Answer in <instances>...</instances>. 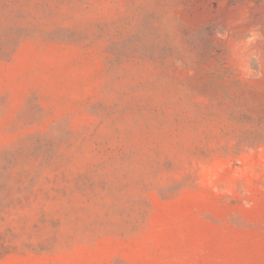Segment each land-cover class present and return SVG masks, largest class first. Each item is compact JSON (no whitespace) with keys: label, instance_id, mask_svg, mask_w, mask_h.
<instances>
[{"label":"rangeland","instance_id":"374dc122","mask_svg":"<svg viewBox=\"0 0 264 264\" xmlns=\"http://www.w3.org/2000/svg\"><path fill=\"white\" fill-rule=\"evenodd\" d=\"M0 264H264V0H0Z\"/></svg>","mask_w":264,"mask_h":264}]
</instances>
